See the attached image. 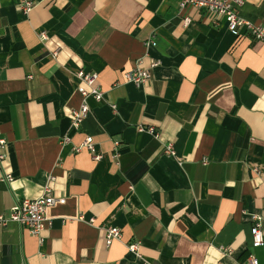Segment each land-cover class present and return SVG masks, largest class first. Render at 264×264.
<instances>
[{
	"label": "crops",
	"instance_id": "crops-1",
	"mask_svg": "<svg viewBox=\"0 0 264 264\" xmlns=\"http://www.w3.org/2000/svg\"><path fill=\"white\" fill-rule=\"evenodd\" d=\"M19 1L0 0V215L48 187L66 202L37 237L0 226V264H264V43L180 0ZM239 14L264 27V0ZM139 64L140 87L124 78ZM79 71L103 98L73 129ZM87 138L100 161L75 151Z\"/></svg>",
	"mask_w": 264,
	"mask_h": 264
},
{
	"label": "built area",
	"instance_id": "built-area-1",
	"mask_svg": "<svg viewBox=\"0 0 264 264\" xmlns=\"http://www.w3.org/2000/svg\"><path fill=\"white\" fill-rule=\"evenodd\" d=\"M245 0H180V7L184 10L187 7H191L198 10H204L210 14H213L216 19L224 18L228 29L235 35L239 36L243 29L252 36L256 41L264 43V27L253 24L240 17V8L244 5ZM35 3L32 0H20L17 9L24 15L29 14ZM218 21V20H217ZM183 24L187 27L190 24V19L185 18ZM148 45H155L154 41H149ZM158 62H152L151 68L158 66ZM150 69L141 68L140 64L136 69L124 74V78L127 82H131L136 86L146 84L150 80ZM80 80L82 86L78 92L81 96V105L78 109L71 113V126L73 129H78L81 123L90 115L91 111L87 104L88 98H93L96 101H101L103 98L102 91L98 85V76L96 74L86 73L79 71L76 74ZM139 132H148L153 136H156V131L153 127L144 128L140 127ZM6 140L0 135V166L6 158ZM116 148L119 145L116 143ZM86 148L93 154L95 161L102 159L101 155H95L94 142L92 138H87L81 147L75 149ZM116 150V149H115ZM167 155H174L172 146H168L165 150ZM115 158L119 157V153L115 151ZM11 181L10 175L4 174L2 176V182L8 183ZM65 199H61L55 196L52 190L48 187L44 189L42 195L35 200H21L18 201L11 209L10 215L6 218L0 215V226H6L8 223H16L20 227H23L29 231L33 236H39L40 232L45 229V226L49 223L46 216L47 210L55 205H64ZM83 220L82 217H80ZM253 222L252 236L253 246L261 247L264 244V234L262 231L261 218L257 215H252ZM94 220L90 223L94 224ZM114 240H121V232L118 228L109 227L106 230V244L110 245ZM138 245L132 244L129 246L131 252H137ZM241 264H259V261L255 257H249L244 263Z\"/></svg>",
	"mask_w": 264,
	"mask_h": 264
}]
</instances>
